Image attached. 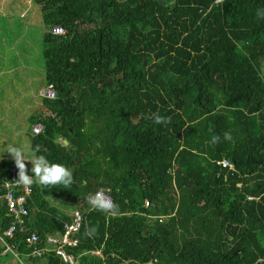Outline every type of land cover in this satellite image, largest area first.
I'll return each mask as SVG.
<instances>
[{
  "label": "trees",
  "instance_id": "obj_1",
  "mask_svg": "<svg viewBox=\"0 0 264 264\" xmlns=\"http://www.w3.org/2000/svg\"><path fill=\"white\" fill-rule=\"evenodd\" d=\"M217 1L33 0L57 95L44 98L50 116L31 120L44 126L33 153L73 177L67 188L32 185L27 224L39 247L72 221L61 205L70 199L87 204L78 245L67 248L77 264L264 256V0ZM13 166L5 162L0 178ZM101 189L115 215L87 203ZM10 223L1 202L0 234ZM10 243L19 256L4 257L21 264H66L55 253L30 256L21 235Z\"/></svg>",
  "mask_w": 264,
  "mask_h": 264
},
{
  "label": "crops",
  "instance_id": "obj_2",
  "mask_svg": "<svg viewBox=\"0 0 264 264\" xmlns=\"http://www.w3.org/2000/svg\"><path fill=\"white\" fill-rule=\"evenodd\" d=\"M9 4H10V2H9ZM2 8L3 7H0V15H1V19H2L0 22V45L4 44L2 38L8 40L9 37H12V40H13L9 43V45L14 44L15 43L14 40H16L18 43L17 51L15 52L13 50H9L10 51V53H9L8 49H7V53L3 56V59L6 60V58L13 57V58H17V60H19V58L21 59V55H23V57L25 59H27V55H28L27 50L29 48L27 49V48H23V47L28 45V44H31V42L33 40H38L39 43L40 42L42 43L43 34L45 32L44 25H43V18L41 16V21L39 22V25H38V32H37L38 36L34 37L35 31L33 28H36V26L34 25L33 21H31L29 19V16L26 18L25 13L21 12V15H20L21 21H19L21 27H19V25L15 21V18L18 17V13H19L18 10L22 11L21 8H17L16 10H13V11L11 9H9V8H11L10 6L6 9L5 8L2 9ZM40 12H41V10H40ZM3 18H5V19H3ZM3 21L5 22V25L2 27ZM35 38H37V39H35ZM29 51L31 52L32 55L35 54V52H33L32 50L29 49ZM32 55H28V56L32 57ZM40 56H41V53H40ZM41 67L39 69L34 68V67H28L25 62L22 64L21 63L20 64L13 63L12 65L8 64L7 68L5 67V68H3L2 71H0V75L3 74V75H7V76L11 77L13 75H16V73H17V75H20V76L23 75L24 76V79H22V82L20 80H16L15 78H12V77L10 79H6V83H5L6 87L4 89L5 93L3 92V95L6 98L4 96H2V99L0 102L4 103L5 99L8 101L10 100L11 102H16L15 95L13 93H14V91H19L18 90L19 85H21V87H26L28 89L27 93H29V95H30L29 96L30 100L27 103L26 108H27L28 113L30 112V114L27 115L26 112H22L21 115H17L15 122L20 123V121H21L22 123L25 124V128L21 129V128H19L20 126H18V128H16V134L21 133V134L25 135L27 140H29V143L31 144L32 149H33L32 139L34 138V136H37L33 133V128L35 125H33L32 121H31L32 118L37 117V116L42 118V116L45 117V116L51 115V111L49 110L48 107H46V105L44 104V98H42V96H41L42 90L48 86V84L45 81V71ZM22 83L25 84L26 86H22ZM7 107H9V106H7ZM9 111H11V109H9ZM10 125H12V124L10 123ZM58 141L60 143H62V145H64V146L69 145V143L67 141H61V139H59ZM28 150H29V148H28ZM28 164L31 165V163L25 162L26 167ZM31 167H32V165H31ZM1 170H2V167L0 168V171ZM0 179H2V178H0ZM61 205L63 207V210H66L71 214L72 219H73L75 212L78 211V209L80 211V207L83 206L82 207L83 208V215L87 210V204L85 202H80V201H75V202L71 201L70 203H67L64 201L63 203H61ZM146 205H148V202H146ZM84 221H85V216H84ZM84 221H83V223H84ZM60 235H55V236H60ZM97 254H100V252H97ZM3 258H4V256H3ZM5 260H6V258H5ZM5 260L0 261V262L2 264H7L8 259L6 261ZM130 261L131 260H127V261H124L123 263L128 264V263H130ZM155 261H156L155 264H157L158 259H153V260L149 261L148 263H153ZM148 263H146V264H148ZM63 264H65V263H63ZM66 264H68V263H66ZM75 264H77V263H75Z\"/></svg>",
  "mask_w": 264,
  "mask_h": 264
},
{
  "label": "built area",
  "instance_id": "obj_3",
  "mask_svg": "<svg viewBox=\"0 0 264 264\" xmlns=\"http://www.w3.org/2000/svg\"><path fill=\"white\" fill-rule=\"evenodd\" d=\"M223 1V0H222ZM221 2V0L217 1ZM52 33L57 36L65 35L66 32L62 27H57L52 30ZM42 98L55 100L57 98L56 91L53 85H48L41 92ZM44 130L42 124H37L33 128L35 135H40ZM227 166V163H223ZM19 170L13 166L7 175L0 179V203L3 202L6 206L8 216L11 218L9 228L0 234V246L4 248L2 255L13 253L16 257L17 250L10 241L14 240L15 236L21 235L24 237V242L30 248L32 257H43L46 252L55 253L64 262L75 264V259L67 253V248L78 245V240L74 239V235L78 234L82 228L84 215L80 211H76L70 223L64 225V232L60 236H48L46 238L47 248L39 247L41 238L37 232H30L28 229V220L30 217L29 200L33 194V187L25 186L17 183ZM26 174H28L26 172ZM29 175V174H28ZM107 194V193H106ZM107 197L114 203L112 196L107 194ZM148 263V264H155ZM129 264V263H128Z\"/></svg>",
  "mask_w": 264,
  "mask_h": 264
},
{
  "label": "rangeland",
  "instance_id": "obj_4",
  "mask_svg": "<svg viewBox=\"0 0 264 264\" xmlns=\"http://www.w3.org/2000/svg\"><path fill=\"white\" fill-rule=\"evenodd\" d=\"M10 2V4H9ZM11 7L9 9L16 10L17 8H21V10H18V17L15 18L16 23L19 25V27H21L20 22L21 18V12H24L26 15V18L29 16V19L31 21H33L34 25L36 26V28H33L35 31V35L34 37H37L38 34V25L39 22L41 21V16L42 13L40 12L41 8L36 6L33 3V0H0V7H3L2 9H6L8 7ZM5 19V18H3ZM1 15H0V22H1ZM5 25V22L3 21V25L2 27ZM37 39V38H35ZM4 44L0 45V71L3 70V68H7L8 64L12 65L13 63H17V64H22V63H26V65L28 67H34L39 69L41 66V68H44V60L43 57L40 56V53L42 54V52H40L42 50V43L38 40H33L31 42V44H28L26 46H24L23 48H29L30 50H32L33 52H35V54H31V52L29 51V49L27 50V54L28 55H32V57L27 55V59H25L23 57V55H21V59L19 58V60H17V58H13V57H9L6 58V60L3 59V56L7 53V49L8 52L10 53L9 50H13V51H17L18 49V43L16 40H14V44L9 45V43L12 40V37H9V39H4L2 38ZM41 44V45H40ZM8 53V54H9ZM13 54V53H12ZM40 56V57H39ZM43 64V65H42ZM3 75V74H2ZM0 75V101L2 99L3 92L5 93L4 89H5V83H6V79H10L15 78L16 80H20L22 82V79H24L23 75H13V76H7V75ZM22 86H26L25 84L22 83ZM18 90L19 91H14V95H15V99L16 102H11L10 100H6L4 101V103L0 102V168L2 167V165L5 162L11 161L13 160V158L11 157V154L8 153L10 148L12 146H20L22 147L25 152L26 155L30 158L31 155L33 154V149L31 144L29 143V140H27V138L25 137V135L23 134H16V128H18V126H20L19 128H25V124L22 123L20 121V123H16L15 119L17 118V115H21L22 112H26L27 115L30 114V112L28 113L26 105L29 102L30 98H29V93H27V88L26 87H21V85L18 86ZM5 97V96H4ZM6 98V97H5ZM16 105V106H15ZM9 106V107H7ZM9 109H11V111H9ZM10 123L12 125H10ZM20 124V125H19ZM61 141H63L61 139ZM29 148V150H28ZM27 162V161H26ZM30 163V162H27ZM53 201H55V204H57L58 202H61V199H54ZM67 202L70 203L71 200L70 199H65L63 200V202ZM70 205V204H69ZM81 206V205H80ZM83 207V206H82ZM80 207V212L83 213V208ZM79 211V209H78ZM4 248L0 246V261H3L8 259L7 264H21L19 259L14 257L13 254L9 255L7 257H3L2 253H3ZM24 264H29L26 261H23ZM0 264H2L0 262Z\"/></svg>",
  "mask_w": 264,
  "mask_h": 264
},
{
  "label": "clouds",
  "instance_id": "obj_5",
  "mask_svg": "<svg viewBox=\"0 0 264 264\" xmlns=\"http://www.w3.org/2000/svg\"><path fill=\"white\" fill-rule=\"evenodd\" d=\"M153 119L156 124L167 123L166 119L158 114H154ZM8 153L11 154L15 166L19 170L17 183L25 186L38 183L43 188L58 185L67 188L72 184V172L62 164L51 163L45 156L35 153L29 158L25 150L20 146H12ZM26 161L32 165L30 169L31 175L26 174ZM86 199L87 203L97 211H104L112 215H115L118 211L117 206L107 197L103 189L88 194ZM88 231L94 232L95 229ZM255 264H264V256H258Z\"/></svg>",
  "mask_w": 264,
  "mask_h": 264
}]
</instances>
